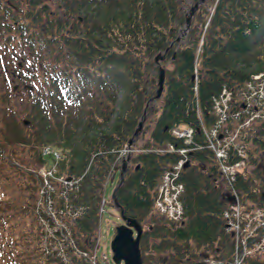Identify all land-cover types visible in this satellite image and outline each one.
I'll return each mask as SVG.
<instances>
[{
	"label": "trees",
	"instance_id": "obj_1",
	"mask_svg": "<svg viewBox=\"0 0 264 264\" xmlns=\"http://www.w3.org/2000/svg\"><path fill=\"white\" fill-rule=\"evenodd\" d=\"M186 3L0 0V264H112L96 248L100 209L103 200L111 206L106 186L118 184L121 152L145 110L153 122L135 138L115 191L124 216L145 229L143 264H234L238 256L264 264L260 239L248 238L243 254L223 217L231 187L245 213L264 212V119L238 129L242 156L228 149L226 164L244 160L232 186L202 131L215 123L223 89L239 109L246 83L264 72V0H213L212 10L204 0L183 34ZM159 53L168 66L152 99ZM239 125L230 111L226 128ZM175 127H192L188 145H196L180 177L179 222L154 208L162 172L178 157L165 147L185 146L171 136Z\"/></svg>",
	"mask_w": 264,
	"mask_h": 264
},
{
	"label": "built area",
	"instance_id": "obj_2",
	"mask_svg": "<svg viewBox=\"0 0 264 264\" xmlns=\"http://www.w3.org/2000/svg\"><path fill=\"white\" fill-rule=\"evenodd\" d=\"M242 97L240 108L236 109L231 92L223 89L221 94L213 101L212 110L216 115L215 123L208 129L203 126L206 145L218 159L223 180L228 186H232L230 184H233V181L237 178V169L244 165L243 159H238L229 165L225 163L230 146L235 148L239 155H243V149L237 137L239 134L238 129L241 128V126L249 125V123L255 119H264V72L252 75L242 91ZM230 111L233 117L240 122V125L238 128L235 127L234 131L231 130L229 132L226 128V123ZM241 115L243 119L240 121L239 117ZM173 134L181 138L184 143L188 145L192 142L194 130L193 128L175 129L173 130ZM191 148H196V145H192ZM188 150H190V147L181 148L179 150L181 158L173 165L172 169L163 174L155 200L157 212L171 219L180 218L182 213L179 196L183 189V185L179 181V175L182 165L186 160L185 154ZM44 151L46 152L48 149ZM50 152L55 159L59 157L56 151L50 150ZM67 183L71 185V182L68 181ZM232 194L237 203H232L227 207L224 211V217L227 219V230L240 235L242 231H246L247 227L252 223L250 219H243L234 187L232 188ZM102 210L103 209H101V211ZM260 226H264V221L259 224V228H261ZM255 228H257V226H255ZM256 232L258 231L256 230L255 233ZM247 238H242L241 249L243 254L248 252L246 244ZM257 248L264 251L263 233L260 235V244ZM239 263L240 259L235 260V264ZM92 264H94V262Z\"/></svg>",
	"mask_w": 264,
	"mask_h": 264
},
{
	"label": "water",
	"instance_id": "obj_3",
	"mask_svg": "<svg viewBox=\"0 0 264 264\" xmlns=\"http://www.w3.org/2000/svg\"><path fill=\"white\" fill-rule=\"evenodd\" d=\"M204 0H200L193 4L189 12L186 14L185 28L183 33L190 27L192 15ZM164 54L159 53L153 57V63L158 66V80H157V90L156 94L152 99H157L160 97L161 92L164 87L165 78V68L160 65L161 61L164 60ZM146 110L143 112L142 117L132 135L128 140L127 146L130 147L134 142L135 138L139 135L142 130L143 123L145 121ZM27 124V121L24 122ZM128 157L126 160H122V165L120 169V181L117 187L123 181V174L127 168ZM188 163L185 164L187 166ZM117 187L112 191L111 197L113 199L114 205L119 208L117 200L115 198V191ZM121 219L123 223L118 224L115 227V234L110 242L111 259L115 264H143L142 254L140 250V240L143 233L142 224L137 220L125 217L122 210L120 209Z\"/></svg>",
	"mask_w": 264,
	"mask_h": 264
},
{
	"label": "rangeland",
	"instance_id": "obj_4",
	"mask_svg": "<svg viewBox=\"0 0 264 264\" xmlns=\"http://www.w3.org/2000/svg\"><path fill=\"white\" fill-rule=\"evenodd\" d=\"M212 1L213 0H207L206 5H207V8L208 7L210 8L209 10H212V5H210V2H212ZM186 4H187V7H186L187 8V12H189V10L191 9V7L194 4V1L193 0H187ZM183 27H185V25ZM186 32H187V30H186ZM180 36H184V35H182L180 33L179 37ZM179 37H178V40H179ZM165 66H168L167 60L163 64V67H165ZM153 102L154 101H152L150 103V107H152V105L154 104ZM147 122H151L152 123L153 121H149V119L147 118L146 121L143 124L142 129L144 128V125L145 126H149ZM145 130H149V128L148 129L145 128ZM23 150L21 151V154H22ZM128 152H129V150H128L127 147L122 150L121 155H122L123 159H124V157L127 156ZM125 160H126V158H125ZM115 186H116V182L115 181L112 184H110V183L107 184L106 191H105L107 197H109V195L111 194V192L113 191ZM3 187H5V186H3ZM13 193L15 194V191ZM15 221L17 223H19L21 226H24V224L28 223V221H27V223H24L26 220H22V219H19V218H15ZM121 222H122V220L120 218V214L118 213V210H116L115 208H112V206L107 208L106 213H104V215L102 216V219H101V223H100L101 245H100L99 253L102 254L103 252H105L107 254V256L110 258V262H111L110 242H111V240H112V238L114 236V228ZM144 226H145V228H147L146 224H144ZM33 239H34V237H33ZM28 240L30 241V237H29ZM153 264H156V262H154Z\"/></svg>",
	"mask_w": 264,
	"mask_h": 264
}]
</instances>
